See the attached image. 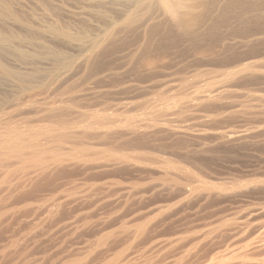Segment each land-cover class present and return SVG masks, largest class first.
Returning <instances> with one entry per match:
<instances>
[{
    "label": "bare ground",
    "instance_id": "bare-ground-1",
    "mask_svg": "<svg viewBox=\"0 0 264 264\" xmlns=\"http://www.w3.org/2000/svg\"><path fill=\"white\" fill-rule=\"evenodd\" d=\"M80 1L83 3V6L84 3L87 6L90 3V8L91 5L94 4L93 8L97 9L96 11H94L95 9H91V11L93 10L94 12H89L90 8L87 6L84 7L89 10L88 12L91 15L97 12L102 16L101 18H103L102 20L99 18L100 16L96 14L99 16L98 20H101L100 23L103 22L101 26H95L94 24L96 27L95 29L98 28L97 30L99 31L98 34L94 33L96 34L94 38H92V35L86 38V34H80L82 36L78 34L71 36L73 34L70 32H61L59 29L39 26L34 12L37 0H0V64L8 61V63L17 67L28 68L32 66L35 57L41 59L42 61L39 63L38 69H36V71L34 70L37 74L33 75V78L39 79L43 74L46 75L47 71L54 70V72H56V70L59 69L54 82L52 81L58 84L56 85L54 94L58 91L57 87L69 82L76 75H78L76 77V79H78L80 74V80L81 78L83 79V81L80 82L88 81V83L91 82L94 84L105 82L107 84V87L104 85L99 86V90L95 89L96 91L94 92L91 91L92 89L86 88L83 91L80 90L79 92L81 93H79L77 91L79 86L76 88L77 92H70L64 89V92H58L60 94L57 93L59 96L53 95V93H51L53 90H50L51 88L48 87L47 89L50 93L58 99L56 100L54 97L56 100L55 103L51 104L49 100L48 102L50 104L48 103L49 105H45L47 103L44 104L41 102V104L43 103L45 106L43 105V107L39 109H37V106H41L40 104H33L35 107L31 105L28 106V111L29 107L35 109H32L34 112L30 110L33 115L35 114L34 117L30 115L33 118L30 122H33L35 125L37 124L36 126L27 124V126L23 125L24 127H22V123L21 125L19 124L20 126L18 127L15 123L17 127L14 126L10 128L8 126L10 121L12 122L16 118L13 117L15 119L10 120V111L6 113L0 112V125H2V127L5 125V129L1 128L2 130H0V175L2 177L5 176L4 180L7 183H9L11 179L12 181L14 180L9 184L14 192L13 194L11 191V194L14 195L12 198L14 199V205H16V202H22L26 205L29 203L28 201H30V206L26 205L29 206V210H24L23 208L22 211L21 208V211H19L20 209L16 207L18 208V214L16 211L13 212V210L12 212L7 211V214H3V212L2 215H5V217L3 218L1 217L2 215L0 216V221L2 218L4 220H2L3 223L0 222V227L4 222L7 224L9 223V226L12 224L10 226L12 227L14 223L18 224V218L19 221L23 219L21 220L22 222H20L23 226V222L28 223L27 221L29 219H31L30 222L33 225L31 226L33 232H31V230H29V232H27L28 230H22L26 233V236L22 237L24 239H21V241H15L18 237H15L16 235L14 236L12 233L11 235L14 236L15 239L13 238L14 240H11L13 243L9 241L11 242L9 243V245L11 244V248L8 245L9 248L12 249L13 244V249L16 250V253L23 252L19 254L21 256L27 251H31V249L32 251H36L39 249V246H44V244V247H47L45 248V252L47 250L49 253H54V255L56 253L58 255L60 252V255H55V259H53L52 254L51 257L47 252L48 255L46 254L43 256L41 254L39 257H37V251L35 253L27 252V255L25 254L26 257L28 253L36 254V256L33 255L36 258L35 260L32 258H30V260L27 257L30 261L34 260V264H264V222H261L262 220L257 222V220L260 219L256 220V218L253 217L256 221L252 223L256 224L249 225V223L251 224V222H249L251 218H249V220L247 219V209L245 208L246 210H244V205H242V202H244L247 207V202H245V200H242L240 204L244 211H240L241 213L246 212L244 214L247 215L245 216L247 218H244L245 221L248 220L249 223L247 225L246 221L243 227L240 225L241 223H239L240 220L237 222L239 225L236 224V220V226L229 225L233 223L232 220L236 216L233 219L231 217V223L225 224L224 220L226 219H221L224 216L221 218L215 217L212 212L211 214H213V216L210 215V218L211 216L215 218L213 220L210 219L209 222L207 221L204 224V228L197 232H193V230H190L192 231L190 232L188 230L194 228L191 225H189L190 228H188V225H186V228L182 225L183 227H178L175 230H169L171 227L166 230L165 227H163L168 224L167 222L170 218L169 222H171L173 219L172 215L181 214V212L185 210L187 211L193 202H198L199 204L201 202H206L205 204H207L209 199L213 201V199L217 200L225 196L237 197L242 194L245 195V193H249V196L254 197V193H258L259 195L260 193L262 195L264 193V91L263 93H257V90L253 92L255 90L252 91V87L251 89L246 87V91L241 90L243 87L245 89L247 85L253 86L256 81V85H258L260 80L258 78L264 79V0ZM81 7L82 6H79V8ZM18 11L24 13L25 18L19 16ZM68 11L73 18L82 15V19H85L83 17H86V15L89 16L87 11L81 12V9L76 13H73L69 9ZM96 15H93V17L97 22L95 19ZM91 18L92 17H86L88 20ZM88 22V24H90V21ZM91 24H93V22H91ZM17 31L22 33L21 36L18 35ZM58 38H60L59 40H65L64 42L66 44L64 51H61L59 48H52L47 44V42L53 43L55 40L57 41ZM58 44L60 43L58 42ZM30 77L29 79H31ZM41 78L44 80L45 77ZM251 78H256V81L253 79V84L252 81H250L251 83L249 82L250 84L247 83L246 80L249 81ZM244 79H246L245 82L247 84L244 86L240 84L242 86L240 91L237 89L234 90L238 82L241 80L243 82ZM52 82L51 85L53 84ZM80 82L78 84H80ZM262 83L263 82H259V84ZM256 85L254 86L256 87ZM103 88L107 89L103 90ZM72 89L73 88H71V90ZM249 89L252 92H248ZM261 89L264 90L263 88ZM258 90L260 89L258 88ZM140 91H150L148 93L152 91L155 94H151L153 96H150V94L148 95L147 93L149 97H146L144 94L146 97L145 99L144 95H140L143 97V100L140 98L137 101L136 94ZM107 94L110 96L112 95L114 101L109 100L106 102V99L103 100L101 98L104 95L109 96ZM82 96L94 98L95 101L92 102L91 99L88 101L89 99L86 100L83 98L87 101L85 102L81 100ZM134 97L136 101L133 100ZM230 97L235 98L236 102L234 103L236 104L241 101L245 102V105L240 103V105L237 104L239 107L242 105V107H236L234 113L243 118L249 117L248 119H251V125L247 122L249 126L246 127L243 124L245 121H239L241 126L245 127L244 129L239 125L241 129L239 128L238 130L232 129L231 127L230 130H225L223 129L224 127L221 128L223 130L220 128L217 130H207L208 124L205 127V123L202 121L204 118L201 119V117H198V119H200L197 120L198 122L195 121L196 119L191 121L192 119L189 118L191 116L190 114H194L193 117H196V111H198L202 105L205 106L203 103L210 102L209 106H211V102L218 104L223 101L222 99L229 100ZM79 98L81 101L80 104L77 102ZM75 100L76 102H72ZM217 101L220 102L217 103ZM229 101H231V99ZM72 103L76 105L72 106ZM231 104L232 103H230V107ZM214 106L212 109L217 108ZM13 107L16 108V106ZM206 109L207 108H205V111ZM233 109L230 110L232 111ZM15 111L17 112V110ZM22 111L24 112L25 110ZM231 111L230 113L233 112ZM27 112L25 111V113ZM29 113L30 112L27 113L28 116ZM208 113H210V111ZM232 114L228 115L231 117ZM235 114H233V116ZM15 116L17 117L18 115ZM224 116L227 117V115ZM225 117L223 118L226 119ZM27 119L29 120V117ZM27 119L23 122L26 123L28 121ZM222 120L221 118V121ZM20 121L22 122V118ZM44 121L51 124H42ZM212 121H209L211 126L214 123V121ZM16 122H18V120ZM27 123H29V121ZM202 123L205 128L202 126ZM12 124L14 125V123L10 125ZM236 127L238 128V126ZM236 127L234 126V128ZM88 140H90L92 146L88 144L89 142H86ZM84 143L87 145L85 144L86 146H84ZM97 145L101 147L97 148ZM240 145H242L243 148L245 147L246 152H256L254 154H257L259 158L260 164L258 165L260 166L255 170L254 174L252 173L254 169L252 168L253 170H250L252 173V175L250 174L251 177L248 174L249 178L246 176V179L240 180L239 177L237 181L232 179L234 181L232 182L230 179L234 175L230 174L232 176L228 178L231 183L228 181L227 184L232 186L229 188H227L229 185H226V182H224V184L221 181L225 186L220 184L218 187V181L215 185L203 179L204 177L201 174L202 169L200 168V164L209 156H207V154H210L211 157V153L219 148L227 149V151L229 149V151H231L232 148H238ZM239 148L242 149L241 146ZM224 149H222L223 152ZM195 153H202L206 156L202 160V155L198 156L196 154L201 158L200 160H202L201 163L199 162L200 164L197 163L200 161L199 159L198 161L195 159V162L194 158H192V155ZM197 156H195V158ZM253 156L255 158V155ZM209 158L208 160L210 161L211 159ZM258 158L256 157L255 159ZM203 163L207 164V161ZM253 163L254 162L250 164ZM214 166L219 167L220 164ZM253 166H255V164ZM202 167L205 168L206 166L202 165ZM207 168L204 169V171H206ZM249 169H251V167L247 170ZM89 170H95V175L99 172L98 170L101 172L109 170L111 174L115 172L117 175L118 173L116 172H120L124 175L120 177L117 176L116 178H120L119 180L115 179L109 182H105L108 181L106 178L105 181L102 179V183H98L99 179L97 181L98 177H95L97 181V183L95 182L96 184H91L93 180H90V182L87 180L89 178H87L86 180L88 183L90 182V184H87L85 180L83 181L84 177H81L80 174L85 176V174H87L86 172ZM93 171L91 172V176L93 175ZM146 171L153 177L154 175H152V172L154 174L157 173L158 176H155L159 178L156 180V178L153 179L150 175H147L148 179L151 177L154 180V183L148 181V184L146 181V184H148L146 185L144 182L146 177L144 179L145 174H143L144 172L146 173ZM209 171L211 172V170ZM215 171L217 172L218 169ZM223 171L224 170H221V172ZM228 171H230V169ZM101 172L100 174H103ZM108 172H106L107 175ZM231 172L233 173V171ZM246 172V169L244 174L242 172L243 176L247 175ZM76 173L80 175L82 179L79 178L81 180H77V177V179L73 178ZM211 173H213L214 176H212L215 178L214 180V178L212 179L209 176L211 180H214L212 182L219 180L216 179V177L220 176L219 173H217L218 176L214 171ZM225 173L227 174L228 172L226 171ZM237 173L235 174L236 176ZM110 175L108 176L110 177ZM140 175V178L144 180L138 178ZM221 175L223 178L224 174ZM243 176H241V178H243ZM228 178L226 177V181ZM152 179L150 180L152 181ZM196 180L200 182L196 184ZM142 181L144 184H142ZM5 186V188H8L7 190H10V188L7 187L8 185L5 184ZM174 190H176L175 193L173 192ZM171 191L174 194L178 192L180 194L178 195L182 196V198L176 197L177 199L179 198L176 202L172 201L174 200L172 198L171 202L168 201L167 197L169 194H172ZM8 192L10 191H7V193ZM157 192L158 195H161L160 193L168 194L166 197L167 200L164 201L170 203H157L158 201H155L156 204L153 206H151V204V207L148 209L142 206L147 209L145 213H135L132 217L131 215L128 216L126 213L127 216L130 217V219H126L132 221V223L130 222L131 225L134 224V220L146 218L144 221L140 219L142 222L139 221V226L136 225L137 227L135 230H132L131 225L127 222V229L131 227L129 230H132V232L126 230V220L121 216L122 213L123 215L125 213L123 209L130 205V201L131 204L132 200L135 199H137L136 201L138 202L142 199L145 201V197L153 193L156 194ZM41 193L42 195L47 193V195L50 194V196H53L50 199L48 198V200H45L48 196L42 197V200L44 199L42 201L40 200ZM252 193L254 196H252ZM262 195L260 196V200L262 199ZM5 196L12 197L9 194ZM36 196L39 199H37L39 203L36 200ZM43 196L46 195L44 194ZM245 197L248 196L245 195ZM152 198L155 200L154 196ZM152 198H150V200ZM31 200H34V202ZM158 200L160 199L158 198ZM7 201L5 202L7 203ZM209 201L211 202L209 203L211 207L213 202L211 200ZM223 201L225 202V200ZM143 202H139V205ZM227 202L229 206L230 203L229 201ZM227 202H225L224 205H226ZM230 202L233 201L231 200ZM239 202L236 204H239ZM259 202L253 201L252 205H255H251L250 208L248 207L249 215L254 213L252 214L253 216L258 217V215L260 216L261 214L263 216L264 202ZM198 203L197 206L199 205ZM216 203L214 200L215 205H213H217L216 207L218 208H215L219 209L220 206ZM236 204L231 203L230 205L235 206ZM139 205L137 206L139 207ZM201 205L204 206V203H201L200 206ZM3 206L5 207L6 205ZM137 206L135 205L134 207L136 208ZM239 206L238 210L241 207ZM134 207H132V209ZM191 207H194V205ZM225 207H227V205ZM236 207L237 206H235V208ZM203 208L204 210L209 209H205V206ZM136 209L142 211L141 208ZM225 209H223V211ZM133 210L131 213H133ZM214 210L215 209H213V211ZM225 211L227 212L228 210ZM235 211L232 210V212H234L233 214H236L237 217L241 216L238 215L240 212L236 213ZM1 212L2 211H0V213ZM187 212H191L190 209ZM226 212L222 213L221 210L222 214ZM25 213L26 215L29 214L27 215L29 217L28 220H24V216H26ZM197 213L199 214L201 212H196V214ZM193 214L195 216V213H192L190 217ZM242 216L244 215L242 214ZM242 216L239 217V219H241ZM20 217L22 218L20 219ZM63 217H66L67 221ZM121 217L125 221L123 223L120 222V224L124 225H118V227H122L120 228L122 229L121 232L118 231L121 233V241L125 240L122 241L124 244L117 239L118 235L116 236L112 233L114 228L111 229L112 232L108 229V224L113 218L112 221H115L116 219H121ZM15 219H17V222H14ZM63 219L64 221H62ZM181 220H178V222ZM184 220H186L185 216L182 223H184ZM220 220L223 221L225 225H223V222ZM11 221H13V223H10ZM6 223L1 227L2 231H4L3 229L6 227ZM118 223L119 222H117V224ZM242 223H244V221ZM174 224L176 225L173 226L177 227L179 223L176 222ZM106 226H108L109 235H105L107 231H105L103 235V230H106ZM25 227L26 226H24V228ZM89 227H94L93 229H95L96 232H103L100 234H96L95 232V236L98 235L97 238H95L94 234H91L94 236L92 239L95 238L92 242L89 241L90 239L87 241L88 238L85 239L86 236L84 233L85 241L83 239V234H81L82 239L85 241L83 244L80 240L81 236L80 238L77 237L81 231L83 232V230ZM118 227L116 226L115 228L118 229ZM28 228L29 226L26 227V229ZM123 228L125 230H123ZM10 230L8 232H10ZM86 231L88 232V230ZM255 232H257V234L253 238L251 237L252 240L249 237L250 239L244 242L247 236L251 233L255 234ZM0 233L2 235V232ZM8 235L11 236L10 234ZM66 235L70 237L73 236V238H69L71 241L75 237V239L78 241L80 240L83 245L80 246L79 242L78 245L80 247H77L78 245L74 247L75 243H70L71 245L73 244V248H68V243L71 241L67 242V244L65 243L67 240L64 242L61 240V243L60 241L57 242L56 239H64L62 236ZM9 236L8 239L10 240L12 236L10 238ZM90 236L88 237L90 238ZM229 236H231L232 239H226L224 242L228 243L227 241L229 240V244H224L225 246H223L221 243L222 239L224 237L228 238ZM55 237L57 238L55 239ZM132 238L136 243L138 240L141 243H145V246L142 245L144 248H140V244L136 245L141 251H139L138 247V252L135 250V242V244L132 243L133 247L127 244L125 245L126 240ZM6 239L7 237L3 240L6 241ZM230 239L232 241H230ZM116 240L118 243L119 241L121 242L118 246H123L124 248L119 249L117 247L118 249H114L117 245ZM4 241H2L0 245H4ZM133 241L131 240V242ZM131 242H128V244H131ZM6 245L7 244H5V247H7ZM71 245H69V247ZM65 248L68 250L65 251ZM113 249L116 251L115 253ZM1 250L0 254L4 252H1ZM41 250L43 249L40 248V251ZM61 251H63V253H61ZM6 252H8V255L10 254L9 251ZM10 252H12V250H10ZM83 254L84 256H82ZM6 259L7 258H5V260ZM8 259L10 260V258ZM22 259L24 260V258ZM12 261H14L13 258ZM30 261L29 264H32L33 262L30 263ZM23 262L22 264H24Z\"/></svg>",
    "mask_w": 264,
    "mask_h": 264
},
{
    "label": "rangeland",
    "instance_id": "rangeland-1",
    "mask_svg": "<svg viewBox=\"0 0 264 264\" xmlns=\"http://www.w3.org/2000/svg\"><path fill=\"white\" fill-rule=\"evenodd\" d=\"M82 4H83V3H81L80 0H58V1L56 0V2H55V0H53V1H52V0H37V3H36L35 8H34L35 17H36L37 22L39 23V26L49 27V28H51V29H52V28H53V29H59V30H61V32H64V31H65V32H70V33L73 34V35L70 34L71 36H74L75 34H76V35L78 34L79 36H82V35H80V34H86V35H87L86 38H87V37H91V35L93 36L92 38H94V36H96V34H98V32H99V31L97 30L98 28L95 29V28H96L95 26H99V25L101 26V25H102V22H103V21H102V22L100 23L101 20H100V19L98 20V17L100 16L99 18H101L102 16L99 15L97 12H96V13H92V15L89 13V12H92V11H93V10L91 11V9H95L94 11L97 10L96 8H93V7H94V6H93L94 4L91 3L92 5H91V8H90V6H89L90 3H89V4L87 3L88 6L84 3V6H87L88 8H90V9H89L90 11H89L86 7H84ZM79 6H82L83 8H82V7L79 8ZM77 8H78V10H77ZM84 8L87 9V10H85ZM68 9H69L70 11H72L73 13L78 12L79 9H81V12H82V11H85V12L87 11V13H89V16L91 15L90 17H92V18L89 19V20L86 19V17L90 18L88 15H86V17H83V18H85V19H82V17H81L82 15H81V16H78L77 18H76V17L73 18V16L69 14L70 12L68 11ZM82 9H84V10H82ZM88 11H89V12H88ZM94 11H93V12H94ZM18 14H19V16H21L22 18H25V14H24V13L18 11ZM96 14H98L99 16H97ZM74 15H79V14H74ZM93 15H96V16H95V19L97 20L98 23L94 20ZM26 16H27V15H26ZM71 16H72V17H71ZM27 17H28V16H27ZM101 19L103 20V18H101ZM91 20H92V21H91ZM88 21H90V24H88V23H89ZM91 22H93V24H91ZM96 23H97L98 25H97ZM99 23H100V24H99ZM94 24H95V26H94ZM39 28H40V27H39ZM40 29H42V28H40ZM96 30H97V31H96ZM94 31H96V32H94ZM17 33H18L19 36H21V34H22V33L18 32V31H17ZM94 33H96V34H94ZM93 34H94V35H93ZM88 35H89V36H88ZM55 39H56V38H55ZM59 39H60V38H58L57 41L55 40L53 43H49V42H47V44H48L50 47H52V48L55 47V48H59L61 51H64V50H65V44H66V43L64 42L65 40H59ZM58 42H59L60 44H58ZM63 42H64V43H63ZM62 43H63V44H62ZM54 44H55V45H54ZM56 44H57V45H56ZM61 44H62V45H61ZM2 58H5V57H2ZM41 61H42L41 59H37V58L35 57L34 60H33V64H32V66H30V67H28V68H20V67H17V66H15V65L11 64V63H8V61H7L6 63L0 64V112L6 113V112L10 111V113H11V117H12V118L10 117V120L16 118V119L13 120L12 122L10 121V124H11V123H14V125H13V124H12V125H10V124L8 125L10 128H11V127H14V126L17 127L16 125H18V127H19L22 123H23V124L21 125L22 127L27 126V124H29V125L31 124V125H33V126H36L37 124L35 125V124H33V122H32V123L30 122V120L33 119L30 115H32L33 117H34V115H35V114L33 115V113L31 112V111L34 112V110H35V109L33 108V107H35V105H33V104H37V105L40 104L41 106H37V109H39V108L43 107V105H44L45 103H47V104H45V105H49L50 103H51V104H52V103H55L56 100H58L57 97H55V96H59L58 94H60V93H58V92H64L65 90H66V91H70V92H73V91H75V92L78 91V92H79L80 90L83 91V90L86 89V88H88V89L90 88V89H92L91 91L94 92V91H96V90H99V86H103V85L106 86V85H107L105 82H103V83H101V84L99 83L100 85L97 84V83H96L97 85L94 84V83H91V82L88 83V81H87V82L84 81V82H86V83H84V82H80V81H83L82 78H81V80H80V77H81V76H80L81 74H80L78 79H76V77H77L78 75H76L75 77H73L74 79L78 80V81L80 82V84H78L79 82L76 81V80H74V79L72 78L69 82L63 84L64 86L61 84V86L57 87V90H58V91H57V90H56V91H57L58 94H57V93L54 94V93H55V89H56V85H58V84H56V82H55V83H53V82H54V80H55L56 74H57V72L59 71V69L56 70V72H54V70H51V71H49V72L47 71L48 75H47V73H46V75L43 74L44 76H43V75L41 76V77H43V78L45 77L44 80H43L41 77H39V79H34V78H33V75L37 74L36 72H34V70L36 71V69H38L39 63H41ZM51 73H52V74H51ZM29 75L32 76V77H30ZM29 77H30L31 79H29ZM40 78H41V79H40ZM27 79H28V80H27ZM251 79H252V80H251ZM251 79H249V81H247L246 79H244L243 82H242V80H241V81L238 82V84L235 83V84H237V86L235 87V89H234L233 87H232V88H233L234 90L237 89L238 91H240V89L242 88V86L246 85V84L249 83L250 81H252V84H253V82H254L253 79L255 80L256 78H251ZM258 79H260V80H259L260 83L263 82V83H262L263 85H262V84H259V82H258V85H256V84H257V83H256L257 81L255 80L256 82H254L255 84H253V86L256 85V87H255V86L253 87L252 85H249V86L247 85V86H245V89H244V87H243V89H241V90H242V91H244V90L246 91V90H247L246 87H247V88H250V89H251V87H252L253 89H251V90H252V91L255 90V91H253V92H256V90H257V91H258L257 93H261V92L263 93L264 90H262L261 88L264 89V79H263V80H262V78H258ZM258 79H257V80H258ZM26 80H27V81H26ZM35 80H37V81H35ZM47 80H48V81H47ZM245 80H246L247 83L245 82ZM38 81H39V82H38ZM52 81H53V82H52ZM73 81H74L75 83H74ZM51 82L53 83L52 85H51ZM77 82H78V83H77ZM240 82H241V83H240ZM244 82H245V83H244ZM38 83H39V84H38ZM41 83H42V84H41ZM81 83H82V84H81ZM90 83H91V84H90ZM243 83H244V84H243ZM250 83H251V82H250ZM250 83H249V84H250ZM47 84H48V85H47ZM70 84H71V85H70ZM199 84H201V83H199ZM240 84H241L242 86H241ZM46 85H47V86H46ZM54 85H55V88H54ZM82 85H83V86H82ZM84 85H85V86H84ZM40 86H41L42 88H41ZM62 86H63V87H62ZM69 86H70V87H69ZM72 86H73V87H72ZM74 86H75V87H74ZM78 86H79V88H78ZM80 86H81V88H80ZM238 86H239V87H238ZM240 86H241V87H240ZM257 86H258V87H257ZM262 86H263V87H262ZM44 87H45V88H44ZM48 87L51 88L50 90H53L51 93H53V95H55V96H53V95L50 93V91L47 89ZM68 87H69V88H68ZM106 87H107V86H106ZM260 87H261V88H260ZM52 88H54V89H52ZM58 88H59V89H58ZM71 88H73V89H75V90H73V89L71 90ZM76 88H78L77 91H76ZM258 88H259L260 90H258ZM60 89H61V90H60ZM64 89H65V90H64ZM93 89H94V90H93ZM95 89H96V90H95ZM100 89H101V88H100ZM104 89H107V88H103V90H104ZM250 89L248 90V92L251 91ZM46 90H47V91H46ZM62 90H63V91H62ZM154 91H155V90H154ZM252 91H251V92H252ZM259 91H260V92H259ZM148 92H150V91H148ZM148 92H147V91H145V92H143V91L138 92V93L136 94L137 97L135 96V97L137 98V101H138V99H140V98H141V100H143V97H141L140 95L143 96V95L145 94L146 97H147L149 94H150V96H153V95H151V94H155V93H153L152 91H151V93H148ZM79 93H81V92H79ZM82 93H83V92H82ZM139 93H140V94H139ZM147 93H148V95H147ZM44 94H45V95H44ZM46 94H47V95H46ZM48 94H49V95H48ZM263 94H264V93H263ZM107 95H109V94H107ZM145 95H144V99L146 98ZM49 96L52 97L53 99L50 98ZM105 96H106V95H104V96L101 97V98H102L103 100L106 99V100H105L106 102L109 101V100L114 101V97H113L112 95H111V96L109 95V96H106V97H105ZM139 96H140V97H139ZM37 97H38V98H37ZM54 97L56 98V100L54 99ZM87 97H88V96H84V97L82 96V99H81V100H83V101H85V102H87V101H86L87 99H89L88 101H90V99H91L92 102L95 101L94 98H89V97L87 98ZM108 97H109V98H108ZM111 97H113V98L110 99ZM135 97H134V99H133L134 101H136V100H135ZM148 97H149V96H148ZM30 98H32V99H30ZM83 98H85L86 100H84ZM101 98H100V99H101ZM107 98H108V99H107ZM14 99H16V100H14ZM27 99H28V100H27ZM37 99H38V100H37ZM51 99L53 100V102H52ZM230 99H231V101H229ZM49 100L51 101L50 103L48 102ZM222 100H223V101H222ZM222 100H221V101H222L221 103H218V102H220V101H217L218 104L211 102V106H209L210 102H205L206 104L208 103L207 105H206L205 103H203L205 106H208L209 108H208V107H205V106L202 105L201 107H203V108L200 107V109H199L198 111H196V113H195V116H196V117H193L194 114H190L191 116L189 115V116H190L189 118L192 119L191 121H194L195 119H196L195 121L200 120V119H198V117H201V119L204 118V119L206 120V122H205V120L203 119L202 121L205 123V125L202 123V126L204 125V126L206 127V125L208 124L207 127H208L209 129L207 128V130H211V129H212V130H215V129L217 130L218 128L221 129V128H223V127H224L223 129H225V130H230V127H231L232 129H236V130H238L240 127H242V128L244 129L245 127L241 126V123H240V122H242V121H243V122L245 121L243 124H244V126H246V127L249 126V125H251V123H250L251 119H248L249 117H247V118L245 117V118H246V119H245V118H243V117L237 116V115L234 113V111L236 110V107H239L238 105H240V104L245 105V102H242V101H241V102H239L240 104L237 102V104H238V105H237L236 103H234V102H236V100H235V98H233V97H230L229 100H227V99H226V100H225V99H222ZM18 101H19L20 103H19ZM28 101H29V102H28ZM32 101H33V102H32ZM139 101H140V100H139ZM225 101H226V102H225ZM228 101H229V102H228ZM23 102H24V103H23ZM34 102H35V103H34ZM41 102H43L44 104H43V103L41 104ZM72 102H76V100H75V101H72ZM77 102H78V104H80V102H81V101H80V98H79V100H78ZM223 102H224V103H223ZM16 103H17V104H16ZM22 103H23V104H22ZM27 103H28V104H27ZM31 103H32V104H31ZM48 103H49V104H48ZM99 103H100V102H99ZM212 103H213L214 105H216V106H214ZM222 103H223V104H222ZM230 103H232V104H231V107H230ZM7 104H8V105H7ZM15 104H16V105H15ZM12 105H13V106H16V108L13 107ZM25 105H26V106H25ZM30 105L33 106L32 109H34V110H32L31 107H29V111H28V106H30ZM45 105H44V106H45ZM71 105L73 106L74 104L72 103ZM75 105H76V104H75ZM75 105H74V106H75ZM219 105H220V106H219ZM9 106H10V107H9ZM98 106H99V105H98ZM213 106H214V107H217V108H215V109L213 108V109H212ZM21 107H22V108H21ZM26 107H27V108H26ZM99 107H101V106H99ZM210 107H211V108H210ZM220 107H221V108H220ZM224 107H225V109H224ZM241 107H242V105H241ZM241 107H239V108H241ZM13 108H14L15 110H17V112H16ZM205 108H207L206 111H205ZM227 108H228V109H227ZM233 108H234V109H233ZM11 109H13V110H11ZM26 109H27V110H26ZM209 109H210V110H209ZM221 109H222L223 111H222ZM230 109H233V110H232L233 112H232ZM237 109H238V108H237ZM18 110H20V111H18ZM22 110H25L26 112H27V111L30 112V113H29V116H28V114H27L28 112L25 113V111L23 112ZM30 110H31V111H30ZM211 110H212V111H211ZM215 110H216V111H215ZM229 110H230L233 114H235V115H234L235 117L233 116L232 113H230ZM14 111H15V114H14ZM209 111H210V113H208ZM217 111H218V112H217ZM18 112H19V113L21 112V113H20L21 115H20ZM205 112H206V114H205ZM225 112H226V113H225ZM192 113H193V112H192ZM197 113H198V114H197ZM207 113H208V115H207ZM211 113H212V114H211ZM213 113H214V114H213ZM215 113H216V115H217L219 118L215 115ZM224 113H225V114H224ZM227 113H228L229 115L232 114L233 117L231 116V117H232V118H231ZM24 114H27V115H24ZM196 114H197V115H196ZM210 114H211V115H210ZM223 114H224V115H227V117H229V118L225 117ZM15 115H18V116L16 117ZM22 115H23V116H22ZM205 115H206V117H205ZM221 115H222L223 117H225L227 120L224 119ZM24 116H25V117H24ZM27 116L29 117V120L27 119V118H28ZM209 116H210V117H209ZM211 116H212V117H211ZM213 116H215V117H213ZM13 117H15V118H13ZM30 117H31V118H30ZM207 117H208V118H211V119H208ZM216 117H217L218 120L216 119ZM238 117H239V118H238ZM18 118H20V119H18ZM21 118H22V122L20 121ZM221 118L223 119L222 121H221ZM241 118H242L243 120H242ZM26 119L29 121V123H27L28 121H27L26 123L23 122V121L26 120ZM213 119H214V120H213ZM219 119H220V120H219ZM232 119H234V120H232ZM235 119H236V120H235ZM238 119H239V120H238ZM17 120H18V122H16ZM207 120H208V121H207ZM212 120L214 121L213 124H212V122H213ZM215 120H216V122H215ZM247 120H248V121H247ZM209 121H212V122H211L212 126L210 125V122H209ZM219 121H220V122H219ZM239 121H240V122H239ZM19 122H20V123H19ZM197 122H198V121H197ZM224 122H225V123H224ZM247 122H249V125H247V124H248ZM15 123H16V125H15ZM24 123H25V124H24ZM39 123H41V122H39ZM39 123H38V124H39ZM43 123H44L45 125H46V124H48V125L51 124V123H48V122H46V121L42 122V124H43ZM217 123H218V124H217ZM234 123H236V124H234ZM239 123H240V124H239ZM245 123H246V124H245ZM19 124H20V125H19ZM222 124H223V125H222ZM23 125H24V126H23ZM215 125H216V126H215ZM224 125H225V126H224ZM228 125H229V126H228ZM239 125H240V127H239ZM0 126H1V127H0V130L5 129V125H3L4 128L2 127V125H0ZM204 126H203V127H204ZM213 126H214V128H213ZM234 126H235V127L238 126V128H237V127L234 128ZM22 127H20V128H22ZM205 127H204V128H205ZM215 127H216V128H215ZM228 127H229V128H228ZM1 128H2V129H1ZM10 128H9V129H10ZM223 129H221V130H223ZM232 129H231V130H232ZM240 129H241V128H240ZM86 142H87V143L89 142L88 144H90V140H88V141H86ZM85 144H86V143H84L83 145L86 146L87 144H86V145H85ZM83 145H82V146H83ZM90 145H91V144H90ZM88 146H89V145H88ZM91 146H92V145H91ZM240 146H241L242 149L239 148ZM240 146H238V148H232L231 151H233V152L229 151V149H228V151H227V149H224V148H221V149H220V148H219V149H217V150H215L214 152L211 153V157H210V154H207V156H208V155H209V156L206 157V156H204L205 154L203 155L202 153H195L194 155H192V158H194V161H195V159L198 161V159L200 160L201 158H202V160H203L204 157H206L205 160L207 161V164H204V163H203V162L206 163L205 160H203V162H202V160H200V161L197 162V163H199V162L201 163V162H202L203 164H202V163H201V164L204 165V166H206L205 168H203L202 165L199 163V164H200V168L202 169V173H201V174H202V176L204 177V178H203V177H202V178H203L204 180H207V181L211 182V183H214L215 185H216V183H217V181H218L217 186L220 185V184L222 185L224 182H226V185H229V186H227V188H229V187L232 186V185L227 184L228 181H229V183H231L230 180H231L232 182L237 181V180L239 179V177H240V180H242V179H246L250 174H251V175H252V173L254 174L255 170H257L258 167L260 166V165H258V164H260V162H259V158H258L257 154H254V153H256V152H254V153H251V152H249V151L246 152V151H245V147L243 148L242 145H240ZM98 147L100 148L101 146L97 145V148H98ZM95 148H96V145H95ZM222 149H224V152L226 151L227 153H226V152L224 153ZM235 149H236V150H235ZM239 149H240L241 151H240ZM243 149H244V150H243ZM218 150H219V151H218ZM242 150H243V151H242ZM220 152H223V153H220ZM231 153H232V154H231ZM235 153H236V154H235ZM241 153H242V154H241ZM246 153H248V154H246ZM196 154H197L198 156H199V155H200V156L202 155L201 158L198 157ZM213 154H214V155H213ZM215 154H216V155H215ZM224 154H225V155H224ZM227 154H229V155H227ZM237 154H238V155H237ZM253 155H255V158L257 157L258 159H255ZM195 156H197V157L195 158ZM223 156H224V157H223ZM234 156H235V157H234ZM236 156H237V157H236ZM252 156H253V157H252ZM209 157H210V158H209ZM222 157H223V158H222ZM241 157H242V158H241ZM190 158H191V157H190ZM208 158L211 159L212 161H211V160L209 161ZM216 158H218V159H216ZM224 158H225V159H224ZM226 158H227L228 161L226 160ZM236 158H237V159H236ZM221 159H222V161H221ZM229 159H230V160H229ZM240 159H241V160H240ZM245 159H246V160H245ZM250 159H251V160H250ZM215 160H216L217 162H216ZM255 160H256V161H255ZM208 161H209V163L211 162L210 165H209ZM219 161H220V162H219ZM195 162H196V161H195ZM212 162H213V163H212ZM249 162H250V163L254 162V163H253V164H250ZM214 163H215V164H214ZM232 163H233V164H232ZM234 163H235V165H234ZM240 163H241V164H240ZM213 164H214V165H219V164H220V166H222V167L219 166V167H220V168H219L218 166L216 167V166H214ZM225 164H226V165H225ZM230 164H232V165H230ZM244 164H245V165H244ZM249 164H250V165H249ZM254 164H255V166H253ZM256 164H257V165H256ZM208 165H209V166H208ZM212 165H213V166H212ZM207 166H208V168H207ZM211 166H212V167H211ZM228 166H230V167H228ZM241 166H242V168H241ZM244 166H246L247 168L244 167ZM252 166H253V167H252ZM209 167H210V168H209ZM213 167H214V168H213ZM226 167L229 168L230 171H228L229 169H227ZM235 167H236V168H235ZM239 167H240V168H239ZM249 167H251V169L247 170ZM256 167H257V168H256ZM206 168H207V170H208V169L211 170V172L214 171V172L216 173V175H217V173H219L220 176L217 175L219 178L216 177V179H219L220 182H219V180H216L215 182H212V181L215 180V178L213 177L214 175H213V173H211L209 170H208L209 172L206 170L209 174H208L206 171H204V169H206ZM211 168L213 169V171H212ZM224 168H225V169H224ZM244 168H245L246 171H247V172H246L247 175H244V176H243V174H244V172H245V169H244ZM252 168L254 169V171H252V173H251L250 170H253ZM217 169H218V171L216 172L215 170H217ZM231 169H232V170H231ZM234 169H235V170H234ZM238 169H239V170H238ZM241 169H242V170H241ZM219 170H220V171H219ZM221 170H224V171L221 172ZM89 171H90V172H89ZM89 171H87L86 173H87V174L89 173L90 176H89V174H88V175L85 174V176H83L82 174H80L81 177H84V178H85V179L83 178V181L85 180V183H87V184H90V182H91L92 180L94 181V183H93V181H92L91 184H96L97 181H98V179H99L98 183H102L103 181H105V178H106V180L108 179V181H105V182H109V181H111V180H115V179H116V180H119V179H120L119 177L124 175L123 173L121 174L120 172H116V173H118V175H117V174H115V172H113V171H112V172H113L114 174H113V173L111 174V172H110L109 170H107V171L104 170L105 172H104L103 170H102L103 172H101L100 170H98L99 172L97 171L98 173L96 174V175H97V176H96V175H95V173H96L95 170H94V171H93V170H89ZM92 171H93V173H92L93 175H92V176L95 175L94 177L91 176V172H92ZM108 171H109L110 173H109ZM226 171L228 172V173H227L228 175L225 173ZM231 171H233V173H232ZM239 171H240V172H239ZM100 172L103 173V174H100ZM106 172H108V175L111 174L110 177L107 175ZM204 172H205V174H204ZM230 172H231V173H230ZM237 172H238L240 175H239ZM242 172H243V174H242ZM248 172H249V173H248ZM104 173H105V174H104ZM119 173H120V175H119ZM147 173H148V174H147ZM150 173H151V172H150ZM210 173H211V174H210ZM215 173H214V174H215ZM236 173H237V176L239 175L238 177L235 175ZM246 173H245V174H246ZM74 174H75V173H74ZM99 174H100V177H99ZM143 174H145V175H144V179H145V177H146V180L141 179V178H140L141 175L138 176V178H140L141 180H144L145 184H146V181H147L148 184H149V182L154 183V180H153V179H155L156 176H158L157 173L154 174V173L152 172V175H154V177H153V176H151V174H149L148 171H146V173L144 172ZM143 174H142V178H143ZM221 174H224L225 177L223 176V178H224L225 180L222 178V175H221ZM225 174H226L227 176H226ZM230 174H232V175H234V176H232V175H230ZM241 174H242V175H241ZM248 174H249V175H248ZM77 175H78V173H76V175H74L73 178H74V179H77V178H78L77 180H81L82 178L80 177V175H78V176H77ZM86 175H87L88 177H87ZM101 175H102V177H101ZM104 175H105V176H104ZM106 175H107V176H106ZM112 175H113V176H112ZM114 175H116V176H114ZM147 175H148V176L150 175V176L153 178V179H152V178L150 177V179H152V181H151L150 179H148V176H147ZM155 175H156V176H155ZM206 175H207L208 177H207ZM212 175H213V176H212ZM251 175H250V177H251ZM117 176H119V177H118L119 179L116 178ZM209 176H210L212 179L214 178V180H211V178H210ZM229 176H230V177L232 176L230 180H229V178H230ZM241 176H243V178H241ZM246 176H247V177H246ZM76 177H77V178H76ZM79 177H80L81 179H80ZM95 177H96V178L98 177V178H97V181H96V178H95ZM103 177H104V178H103ZM108 177H109V178H108ZM113 177H114V178H113ZM206 177H207V178H206ZM226 177H227V178L229 177V178L227 179V181H226ZM233 177H234V178H233ZM235 177H236V178H235ZM87 178H89V179H87ZM90 178H91V179H90ZM100 178H101V179H100ZM158 178H159V177H158ZM158 178H156V180H157ZM209 178H210V180H209ZM248 178H249V177H248ZM4 179H5V176L2 177V176L0 175V202H1V201L4 202V203L1 202V203H0V206L2 207L3 205H6L5 207L3 206L4 208L2 207L3 209L0 207V211H2V212L0 213V216L2 215L3 212H4L3 214H5V213L7 214L8 212H12V210H13V212L16 211V213H17L18 208L20 209L19 211H21V208H22V211H23V208H24V210H27V209L29 210L30 208H28V207L30 206V201H28L29 203L26 204V205H29V206H26V205H25L24 203H22V202H20V203L16 202V203H15L16 205H14V199H12V198L14 197V195L11 194V191H12V188H10L11 185L9 186L10 182L12 181V179H11V181H9V183L5 182ZM86 179H87L88 181H90V180H91V181L88 183V181H87ZM102 179H103V181H102ZM140 179H139V180H140ZM147 179H148V180H147ZM221 179H222V180H221ZM232 179H234V181H233ZM100 180H101V181H100ZM200 180H201V179H200ZM13 181H14V180H13ZM13 181H12V182H13ZM148 181H149V182H148ZM197 181H198V182H197ZM221 181H222L223 183H221ZM12 182H11V183H12ZM78 182H81V181H78ZM95 182H96V183H95ZM142 182H143V181H142ZM144 182H143L142 184H144ZM155 182H156V181H155ZM199 182H200L199 180H196V181H195L196 184L199 183ZM195 183H194V184H195ZM5 184L8 185L7 187H9L10 190H7L8 188H5V187H6ZM148 184H146V185H148ZM224 184H225V183H224ZM224 184H223V186H225ZM223 186H221V187H223ZM218 187H219V186H218ZM6 190H7V191H10V192L7 193ZM175 191H176V190H174L173 192L175 193ZM171 192H172V191H171ZM171 192H170V193H171ZM173 192H172V194H169V196H168V194H163V193H160L161 195H158V192L156 193L157 195H156L155 193H153V194H151V195H148L147 197H145V198H146L145 201H144V199H142L141 201H139V202H143V201H144V202H143L144 204H143V203H142V204L140 203L141 205H139V202L136 201L137 199L132 200V204H131V201H130V202H129L130 205H128V207H126V208L123 209V212H125L124 215H123V213H122V215H121L126 221H125L124 219H122V217H121V219H116V220H115L116 222H115V221H112V220L114 219V218H113V219L111 220V222L109 223V224H111V223L113 224V223H114L113 226L111 227L112 224H111V225L108 224L109 228H108V226H106V228H105L106 230H103L104 232H103V231L96 232V230L93 229L94 227H93V228H92V227H91V228L89 227L88 229L83 230V232L81 231L82 233L80 232V234H79V236H78L77 238H80V236H81V239H80V240H81L82 243L85 242V241H86L85 239H87V238H88L87 241L90 239L89 241L92 242L95 238H97L98 235L95 236L96 234H100V233L103 232V235H104L105 231H107V232L105 233V235H109V234H108V229H110V232H112L111 229L114 228V230H113L112 233H114V235H116V236L118 235V236H117V239L121 241V236H120L121 233H120V232H121L122 229H120V228H122V227H121V226L118 227V225H124V224H120V222H121V223H123L124 221L126 222V224H125L126 228L124 227L126 230H129L131 227H132V228H131L132 230H135V228L137 227L136 225L139 226V221L142 222V220L144 221V220H146V218H144V219H143V218H140V219H142V220H140V219H139V220H138V219H137V220H134V221H133L134 224L131 225L130 222L132 223V221H128V219H130V217H128V216L131 215V217H132L133 215H135V213L138 214L139 212H141V213H145V211H146L149 207L155 205L157 201H158L157 203H160V202H167V203H170L172 199H174V200H172V201L176 202V201L179 200V198H182V196H179L180 194H179L178 192H177V194H174ZM12 193L14 194L13 191H12ZM8 194H9L10 196H12V197H9ZM44 194H45L46 196H43ZM44 194L42 195V193H41V195H40V198H41V199H40V200H42V197L44 198V197H47V196H48V197L45 198V200H46V199L48 200V198L50 199V198L53 196V195L50 196V194L47 195V193H44ZM178 194H179V195H178ZM5 195H7L8 197H6ZM155 195H156L157 197H156ZM162 195H164V196H162ZM172 195H173V196H172ZM175 195H176V196H175ZM245 195L248 196V197H245ZM245 195L242 194V195L237 196V197H236V196H234V197H233V196H231V197H227V196H225V197H221V198H219V199H217V200H216V199H213V201H212V199H209V200H211V201L213 202V203L211 204V207H210V204H209V203H211V202H210L209 200L207 201V204H205L206 202H201L202 204L204 203L205 209H208V208H209L208 210H204V208H203L204 206H203V205H201L202 207L200 206L201 203L199 204V203L197 202V203L199 204V205L197 206V203H196V202H193L192 205H194V207H191L192 205H190L189 208H188V210L190 209L191 212H187L188 210H187V211L185 210L184 212H181V214H183V215H181L180 213H178L179 215H178V214H177V215L174 214L175 217H174V215H172L173 217H172V216H171V217H172L173 219L171 220V222H169V220H170L171 218H170V219L168 220V222H167L168 224H170V223H171V224H170V225L166 224V226H168V227H166V226H163V227H165L166 230H168L167 228H169V227H171V229L169 228V230H175L176 228H178V227H183V226L186 228V227H187L186 225H188V228H190L189 225H191V226L194 227V228H193V229L190 228V229H188V230H189V231H190V230H193V232H194V231L197 232L198 230L204 228V224H205L207 221L209 222L210 219L213 220L215 217H220V218H221L222 216H224V217L226 216L225 218H224V217L221 218L222 220L226 219V220H224V221H225V224H229V223H231V220L236 216V217L232 220V222H233L234 224L231 223V224H229L230 226L235 225V220H236V224L239 225V223H241L240 225H241L242 227L245 226V222H246V221H247V225H248L249 222H251V224L249 223L250 226L253 225V224H256V223H252V222H253V221L255 222L257 219H260V220H257V222H258V221L260 222L261 220H262L261 222H264V213H263V216H262V214H261L260 216L258 215V217H260V218H258L257 216H253V215H252V214H254V213H252L251 215H249L250 213H249V211H248V207H249V208L251 207L253 201H254V202H257V203H258L259 201H260L259 203L264 202V200H263V199H264V193H263V195H262L261 193H260V195H259L258 193H254L255 196H254L253 193H252V196H254V197L249 196V193H247V194L245 193ZM250 195H251V194H250ZM261 195H262V197H261L262 199L260 200V196H261ZM4 196H5V198H4ZM37 196H38V195H37ZM37 196H36V200L38 199ZM153 196H154L155 200L152 198ZM158 196H160V197H158ZM161 196H162V197H161ZM167 196H168V197H167ZM243 196H244V197H243ZM148 197H149V198H148ZM163 197H164V198H163ZM166 197L168 198V201H170V202H168V201H164V200H167ZM176 197H179V198L177 199ZM235 197H236V198H235ZM240 197H241V198H240ZM250 197H251V198H250ZM2 198H3L4 200H3ZM6 198H7V199H6ZM8 198H9V199H8ZM147 198H148V199H147ZM150 198H152V199L150 200ZM158 198H159L160 200H161V199H163V200L160 201V200H158ZM165 198H166V199H165ZM171 198H172V199H171ZM175 198H176V199H175ZM224 198H225V199H224ZM226 198H228V199H226ZM232 198H233V199H232ZM234 198H235V200H234ZM242 198H244V199H242ZM247 198H249V199H247ZM252 198H253L254 200H253ZM156 199H157V200H156ZM220 199L222 200V202H221ZM238 199H239L240 202L238 201ZM258 199H259V200H258ZM7 200H8V201H7ZM38 200H39V199H38ZM38 200H37V202H38ZM43 200H44V199H43ZM43 200H42V201H43ZM148 200H149V201H148ZM180 200H181V199H180ZM214 200H215V203H216V201H217L216 204H219V205H218V206H220L219 209H216V208H218V207H216L217 205L214 206V205H215V204H214ZM218 200H219V201H218ZM223 200H225V202L229 201L230 204H231V203H232V204H236V203H238V202H239V204H236L235 206H237V207L235 208V206H231L230 204H229V206H228V202H227V203H226L227 207H225L226 205H224L225 202H224ZM231 200H232L233 202H234V201H238V202H234V203H233V202H230ZM242 200H243V201L245 200V202H247V203H246V204H247V207H246V205L244 204V202H242V203H243L242 205H244V206H243L244 210L247 209V210H246L247 213H246V212H242V213H241V211H244V210H242V206L240 205ZM248 200H249L250 202H249ZM257 200H258V201H257ZM262 200H263V201H262ZM5 201H7V203H6ZM31 201L34 202V200H31ZM155 201H156V202H155ZM135 202H137L138 204L135 203ZM146 202H148L149 204L146 203ZM152 202H153V203H152ZM220 202H221V203L224 202V203L221 204ZM17 203H18V204H17ZM31 203H32V202H31ZM38 203H39V202H38ZM134 203H135V204H134ZM145 203H146V204H145ZM172 203H173V202H172ZM257 203H256V204H257ZM2 204H3V205H2ZM7 204H8V205H7ZM21 204H22V205H21ZM147 204H148V206H147ZM151 204H152V205H151ZM208 204H209V205H208ZM213 204H214V205H213ZM220 204H221V205H220ZM249 204H250V206H249ZM24 205H25V206H24ZM135 205H136V206L139 205V207L137 206L136 208H141L142 211H144V212H142V211H138V209H136V208L134 207ZM145 205H146V206H145ZM150 205H151V206H150ZM222 205H223V206H222ZM239 205H240L241 207H240ZM253 205H255V204H253ZM253 205H252V206H253ZM11 206H12V207H11ZM20 206H21V207H20ZM142 206L147 207V209H145V208L142 207ZM208 206H209V207H208ZM221 206H222V207H221ZM238 206H239L241 209L239 208V210H238ZM8 207H9V208H8ZM16 207H18V208H16ZM26 207H27V208H26ZM106 207H107V206H106ZM130 207H131V208H130ZM132 207H134L136 210H135L134 208H133V209H134V210H133ZM200 207H201V208H200ZM206 207H207V208H206ZM213 207H214V208H213ZM215 207H216V208H215ZM223 207H225L226 209L223 208ZM212 208L215 209V210L213 211ZM222 208L225 209V210H228V211H227V212H226L225 210L223 211ZM227 208H228V209H227ZM229 208H230V210H229ZM245 208H246V209H245ZM5 209H6V210H5ZM7 209H8V210H7ZM15 209H16V210H15ZM126 209H127V210H126ZM129 209H130V212H129ZM141 209H139V210H141ZM143 209H145V210H143ZM211 209H212V210H211ZM220 209L222 210V213H223V212H226V213H225V214H222ZM234 209H235V210L237 209L238 212H237V210L235 211ZM3 210H5V211H3ZM63 210H64V209H63ZM132 210H133V213H134V214L131 213ZM203 210H204V211H203ZM209 210H210V212H209ZM216 210H218V211H216ZM219 210H220V211H219ZM232 210L235 211L236 213H239V212H240L241 214L239 213L238 215H241V216H242V214H243L244 216H242V218L239 219V217H241V216L237 217L236 214H233L234 212H232ZM240 210H241V211H240ZM7 211H8V212H7ZM62 212H63V211H62ZM62 212H61V214H62ZM128 212H129V213H128ZM196 212H201V213H199V214L197 213V214H196ZM211 212L214 214V216H215L214 218L212 217L213 214H211ZM231 212H232V213H231ZM63 213H64V212H63ZM126 213L128 214V216H127ZM187 213H188V214H187ZM190 213H191V214H192V213H195V216H194V214H193V215L190 217V215H191ZM208 213H210V214H208ZM244 213H246V214L248 215V218L245 217V216H247V215H245ZM17 214H18V213H17ZM17 214H16V215H17ZM139 214H140V213H139ZM184 214H186V215H184ZM219 214H220V215H219ZM221 214H222V215H221ZM226 214H228V215H226ZM25 215H26V213H25ZM27 215H29V214H27ZM27 215L24 216V220H28V219H29V217H28ZM180 215H181L183 218H182ZM208 215H209V216H208ZM210 215H212L211 218H210ZM126 216H127V217H126ZM184 216H185V219H186V220H184V223H182V222H183V219H184ZM188 216H189V218H188ZM250 216H251V217H250ZM1 217L4 218L5 215H4V216L2 215ZM231 217H232V219H231ZM244 217L247 218L248 220H249V218H251L252 221H251V219L249 220V222H248V220L245 221V218H244ZM253 217H255L256 220H254L255 218H253ZM261 217H262V218H261ZM3 218H2V220H3ZM21 218H22V217H20V219H21ZM25 218H26V219H25ZM63 218L67 221V218H66V217H63ZM126 218H128V219H126ZM174 218H175V219H174ZM180 218H181L182 220H181ZM236 218H237V219H236ZM64 219H63L62 221H64ZM176 219H177V220H176ZM230 219H231V220H230ZM242 219H244V220H242ZM2 220H1L0 222H2ZM21 220H23V219H21ZM21 220L19 221V218H18V222H17V219H15L14 222L16 221L18 224H15V223H14L13 226H12L15 230L19 227L18 229L21 230V231H19V230L17 229L16 232H15V230H14L12 227H10L12 224H10V226H9V223L7 224L6 222H4L3 225H5V223H6V227H7V226H9V227H7V228L4 227V229H3L4 231H2V228H1V227H3V225H1V227H0V232H2V235H1V233H0V237L2 238V239L0 238V239H1L0 244L2 243V241H4L3 239H5V238L7 237L6 241H4V242H6V243L3 242L4 245H0V250H1L3 247H5V244H7V245H6L7 247H5L6 249L4 248V249L1 250V252H2V251L5 252V253H4V252H3V253H4L6 256H5L3 253H1V254H3L4 256L0 254V255H1V256H0V257H1V258H0V259H1L0 264H6V263H7V264H12V262H13V264H15V263H16V264H22L23 261L28 262V263L23 262L24 264H29V261L31 260L30 258H32V259H34V260L36 259V258L34 257V256H36V254L38 255L37 257H39L41 254L44 256V255H46L47 253H49L47 250H46L47 253L45 252V248H47V247H44L45 244H44V246L41 245V246H39V249L36 250L37 253H36L35 255H34V254H29V253H28V256H27V257L30 259V260H29V259L26 257L27 252L35 253L36 251H34V250L32 251V249H31V251H27V252L25 253L26 255H25V254H22V256H21V255H19V254H21V253H23V252H21V253H19V252L16 253V250L13 249V244H12V249H10V248H11V244L9 245V243L12 242L11 240H14V239H15V238H14L15 235H16L15 237H18L17 240L15 239V241H19V240L21 241V239H22V240L24 239V238H22V237H25V236H26V233H25L24 231H22L23 229H24L25 231L28 230L27 232H29V230H31V232H33V231H32L33 229H31V226H33L32 223L30 222L31 219H29V220L27 221L29 224L23 222V223H24V226H26V227L29 226L28 229H26V227L24 228V226H23L22 224H20V222H22ZM118 220H120V221H118ZM178 220H181V221L178 222ZM238 220H240V222H239ZM3 221H4V220H3ZM137 221H138V222H137ZM172 221H173L174 223L177 222V223H179V224L181 223V224H180V225L177 224V227H176V226H173V225H176V224H174ZM175 221H176V222H175ZM220 221H221V220H220ZM220 221H219V222H220ZM229 221H230V222H229ZM241 221H242V222L244 221V223H242ZM117 222H119V223L117 224ZM127 222H128V224L131 225V227H130L129 229H127V226H128ZM136 222H137V223H136ZM219 222H217V223H218V224H221V223H219ZM221 222H223V221H221ZM237 222H239V223H237ZM2 223H3V222H2ZM10 223H13V221H11ZM143 223H144V222H143ZM172 223H173V224H172ZM19 224H20V225H19ZM27 224H28V225H27ZM225 224H224V222H223V225H225ZM243 224H244V225H243ZM17 225H18V227H17ZM114 225H115V226H114ZM130 225H129V226H130ZM178 225H179V226H178ZM182 225H183V226H182ZM221 225H222V224H221ZM221 225H220V226H221ZM116 226L118 227V229L115 228ZM235 226H236V225H235ZM163 227H162V229H163ZM8 228H10L12 231H11L10 229H8ZM37 228H38V227H37ZM37 228H36V229H37ZM49 228H50V227H49ZM49 228H47V229H49ZM107 228H108V229H107ZM124 228H123V230H125ZM133 228H134V229H133ZM172 228H174V229H172ZM7 229H8V230H7ZM34 229H35V227H34ZM91 229H92L93 231H92ZM115 229H116L117 231H116ZM9 230H10V232H8ZM51 230H52V228H51ZM86 230H88V232H87ZM94 230H95V231H94ZM118 230H119L120 232H119ZM132 230H129V231L132 232ZM89 231H90V232H89ZM114 231H116L117 234H116V232H114ZM4 232H5V234H4ZM14 232H15V233H14ZM23 232H24V233H23ZM95 232H96V234H95ZM118 232H119V233H118ZM190 232H192V231H190ZM7 233L10 234V235L13 233L14 236L11 235L12 238L9 240V239H8V236H9V235H8ZM22 233H23V235H24V234H25V235L23 236ZM84 233H85V236H86L85 239H84ZM87 233H88V234H87ZM112 233H111V234H112ZM20 234H21V235H20ZM81 234H83V239H84L85 241L82 239V235H81ZM86 234H87V235H86ZM91 234H94V236H95L94 239H92V237H94V236L91 235ZM256 234H257V232H255V234L251 233L249 236H247V238H246L247 240L245 239L244 242L248 241L251 237L253 238L254 236H256ZM3 235H4V236H3ZM90 235H91V236H90ZM11 236H9V238H10ZM19 236H20V238H19ZM68 236H69V235L62 236V237H64V239H63L62 237H58V238H62V239H60V240H59V239H56L57 237H55V239L57 240V242L60 241V243L62 242L61 240H63V242L67 240V241L65 242V243L67 244V242L71 241L70 239L73 238V236H71V237H70V236L68 237ZM88 236H90V238H89ZM119 236H120V238H119ZM67 237H68V238H67ZM226 237H227V236H226ZM226 237H224V238L222 239V241H221V243H222L223 246H225L226 244H229V240L227 241L228 243H225L224 241H225L226 239L231 238V236H229L228 238H226ZM249 237H250V238H249ZM13 238H14V239H13ZM53 238H54V237H53ZM53 238H52V239H53ZM66 238H67V239H66ZM69 238H70V239H69ZM130 238H131V237H130ZM252 238H251V240H252ZM74 239H75V237H74ZM74 239H73L71 242H69L68 244L71 245L70 243H75V244H74V247H76V246L78 245V243L80 242V240L78 241V240H76V239L74 240ZM91 239H92V240H91ZM115 239H116V238H115ZM231 239H232V238H231ZM231 239H230V241H232ZM82 240H83V241H82ZM128 240H129V239L126 240L125 245L127 244V245H131V246L133 247L132 243H133V244L136 243L135 241H133L134 239L132 238V239H130L129 241H128ZM131 240H132L133 242H131ZM9 241H11V242H9ZM120 241H119V243H118V241L116 240V244H117V245H116V248H114V249H118V248H119V249H122V248H124L123 246L120 247V246H118V245H119L122 241H125V240H122L121 242H120ZM233 241H234V240H233ZM7 242H8V243H7ZM81 242L79 243L80 246L84 244V243L82 244ZM128 242H129V243L131 242V244H128ZM134 242H135V243H134ZM138 242H139V240H138ZM138 242H137V243L135 244V246H134V248H135V250H137V252H138V248H139V247L136 246V245H139V244H140V245H141L140 248H141V247L144 248V246H145V245H144L145 243H141V242L138 243ZM12 243H13V242H12ZM14 243H15V242H14ZM76 243H77V244H76ZM57 244H59V243H57ZM122 244H124V243L122 242ZM122 244H121V245H122ZM224 244H225V245H224ZM8 245L10 246V248H9ZM69 245H68V248H73V244L71 245L72 247H71V246L69 247ZM75 245H76V246H75ZM79 245H78L77 247H80ZM125 245H124V246H125ZM142 245H144V246H142ZM2 246H3V247H2ZM42 246H43L44 248H43ZM117 247H118V248H117ZM137 247H138V248H137ZM7 248H9V249H7ZM40 248L43 249V250L40 251ZM136 248H137V249H136ZM140 248H139V251H141ZM65 249H66V250H65ZM65 249H64L65 251L68 250L67 248H65ZM114 249H113V250H114ZM10 250H12L13 253L10 252ZM6 251H9V253L11 254V256H10V254L8 255V252H6ZM49 251H50V250H49ZM118 251H119V250H118ZM44 252H45V253H44ZM113 252L115 253L116 251L114 250ZM113 252H112V253H113ZM43 253H44V254H43ZM61 253H63V251H61ZM12 254H13V256H12ZM15 254H16V255H15ZM51 254H52V256H53V259H55L54 257H56L55 255H57V253H56L55 255H54V253H49L50 256H51ZM7 255H8V256H7ZM14 255H15V256H14ZM29 255H30V256H29ZM31 255H32V256H31ZM33 255H34V256H33ZM47 255H48V254H47ZM58 255H60V252L58 253ZM58 255H57V256H58ZM2 256H3V257H2ZM9 256H10V257H9ZM19 256H20L21 258H20ZM52 256H51V257H52ZM82 256H84V254H83ZM4 257L7 258V259H6L7 262H6V260H5ZM2 258H3V259H2ZM8 258H10V260H9ZM12 258L14 259V261H12ZM22 258H24V260H23ZM25 258H27V259H25ZM18 259H19V260H18ZM20 259H21V261H20ZM53 259H51V260H53ZM3 260H4V261H3ZM15 260H16V261H15ZM22 260H23V261H22ZM27 260H29V261H27ZM34 260L30 261V263H32ZM51 260H49V261H51ZM9 261H10V262H9ZM17 261H18V262H17ZM49 261H48V262H49ZM14 262H15V263H14ZM20 262H21V263H20ZM51 262H52V261H51ZM32 264H34V262H33Z\"/></svg>",
    "mask_w": 264,
    "mask_h": 264
}]
</instances>
